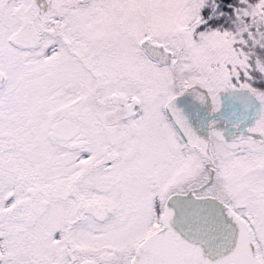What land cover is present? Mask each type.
<instances>
[{"label": "snow or ice", "instance_id": "6c2138e0", "mask_svg": "<svg viewBox=\"0 0 264 264\" xmlns=\"http://www.w3.org/2000/svg\"><path fill=\"white\" fill-rule=\"evenodd\" d=\"M0 264H264V0H0Z\"/></svg>", "mask_w": 264, "mask_h": 264}]
</instances>
